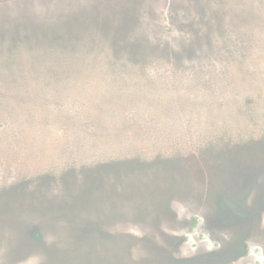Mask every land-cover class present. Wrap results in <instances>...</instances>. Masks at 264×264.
Segmentation results:
<instances>
[{
  "label": "rangeland",
  "instance_id": "rangeland-1",
  "mask_svg": "<svg viewBox=\"0 0 264 264\" xmlns=\"http://www.w3.org/2000/svg\"><path fill=\"white\" fill-rule=\"evenodd\" d=\"M262 2L0 0V39L8 34L24 43L26 31H38L43 36L62 35L66 28L73 34L94 31L102 34L94 45L84 43L86 35H76L68 43L53 40L35 42L34 46H78L84 51H98L96 63L116 64L114 69L105 65L97 69L92 68L93 62H80L78 65L89 67L83 82L54 83L46 94L62 98L27 102L43 112L68 109L77 100L85 110L78 118L67 116L69 119L78 123L95 109L97 116L86 131L80 129L73 143L43 146L41 153L34 148L25 154L26 159L22 153L24 161H53L48 165L51 167L115 153L123 163L107 175V182L117 189L99 191L102 204L97 200L95 207L89 206L88 220L100 213L98 222L104 234H91L80 243L86 264H92L90 258L96 252L98 264H264ZM65 14L70 16L68 23L61 22ZM37 23L44 25L37 30ZM26 76L25 81L42 85L32 72ZM125 83L130 88H124ZM142 100L149 104L148 111L139 106ZM132 112L137 118L147 114L149 121L180 114V129L185 115L194 121L188 132L191 137L197 140L208 134L217 143H167L166 136L158 142L150 137L145 143H128V115ZM17 121L27 123L22 134L30 144L35 143L32 136L36 132L47 130L40 118L25 111L19 113ZM91 126L96 128L93 133L89 132ZM132 138L138 140L139 135ZM48 139L43 143H53ZM8 146L0 143V159L13 153ZM179 152L180 182L185 172L200 185H205V178L213 184L218 182L213 195L207 197L197 188L183 191L180 186L179 195L166 197L165 184L171 186L178 180L172 170L173 158ZM204 155L214 160L223 158L213 167L214 174L207 172ZM254 173L258 174L256 186L247 190L239 209L245 217L237 220V212L230 206L233 213L224 220L219 200L225 192L236 195L235 181ZM172 191L176 190L169 189ZM241 196L231 203L240 201ZM168 197L170 201L165 202ZM221 203L228 204L224 198Z\"/></svg>",
  "mask_w": 264,
  "mask_h": 264
},
{
  "label": "trees",
  "instance_id": "trees-1",
  "mask_svg": "<svg viewBox=\"0 0 264 264\" xmlns=\"http://www.w3.org/2000/svg\"><path fill=\"white\" fill-rule=\"evenodd\" d=\"M61 18V22L68 23L70 16L66 15ZM37 25V30H39L44 24L37 23ZM66 29L67 31H61L62 35L56 36H43L41 32L32 29L34 32L26 31V34H23L22 39H27V42L24 43L8 34L0 39V143L9 145L7 148L13 152L0 159V250L3 252L0 254V264H18L20 262L21 264H86L80 243L85 238L88 239L91 234L92 236L97 235L98 232L104 234L98 222L100 213L91 215V218H95L92 221L88 220L89 206L93 207L97 200L100 202L98 204H102L103 199L98 198L99 191L117 189L113 184L107 182V175L111 176V171H116L117 166L123 165V163H119V158L115 153H107L103 157L96 156L88 162L80 161L79 164L69 162L51 167L48 165L53 161L39 163L36 161L26 162L22 159V153L25 155L34 148L39 149L41 153L43 146H56L55 143H73L78 136L77 133H80V129L86 131L87 125L97 116L96 109L89 111V117L83 115L85 118L80 119L78 124L67 117L70 115L78 118L80 111L85 110L84 104H80L77 100V103H72L68 109L64 108L60 111L58 108H53L43 112H37L36 110L39 109H35L33 105L30 106L28 101L45 98H49L48 101H51L62 98L63 96L59 94H46L53 89L54 83L64 86L73 84L75 81L83 82L87 74L86 70H89V67L82 66L83 62H93L94 64L91 63L92 68L97 69H104L102 67L104 65L112 69L116 67V64L110 61H105L104 65L94 62L98 59L99 52L84 51L78 46L69 45V47L58 49L43 48V46L42 49L35 48V42L44 44L45 42L51 43L53 40H62L68 43L76 35L82 37L86 35L83 38L84 43L94 45L98 42V37L102 35L94 31L73 34L69 28ZM103 54H108V52ZM80 62L82 63L78 65ZM31 72L36 75L38 80L42 81L39 80L42 85L25 81L27 80L26 75ZM76 75H78L77 80L74 78ZM125 85L124 88H130L128 83ZM139 106H145L146 109L149 104L142 100ZM21 111L40 118L47 129L41 133V128L35 136H32L35 142L33 144L28 143V137H24L22 134L27 123L17 121V116ZM168 115L165 114L158 120L149 121L150 117L147 114H142L141 118L140 116L137 118V113H130L128 115L131 123H129L130 130L127 132L128 143L131 141L145 143L150 137L158 142L163 136H166L167 143H217L208 134L202 135L197 140L195 136L191 137L188 134L190 123L194 122L193 118L191 121L184 115L182 118L183 128L180 129V114L177 118L168 117ZM56 122H59V125L55 126ZM133 123H136L137 128H134ZM95 129L94 126H91L89 132L93 133ZM136 133L139 135L138 140L132 138ZM47 139L53 143H43ZM16 149H19V152ZM205 156L207 155H204L205 166L207 164L205 168L208 173L210 170L214 174L213 167L223 158L214 160V158L210 159ZM26 157L25 155V159ZM173 159L176 162L172 173L178 180H175L171 186L165 184L164 188L168 190L166 197L179 195L180 186L183 191L197 188L207 197L216 192L215 190L213 193L212 190L216 189L218 182L216 185L207 179L208 183L205 178V185L203 183L200 185V181L193 182L194 179L189 177V172L184 173L180 182V152ZM31 164L39 166L33 167ZM199 174L201 175L200 172ZM199 174L197 176L201 179ZM257 177V173L250 177L247 176L246 179L241 177V181H235L233 187V189H237L234 192L236 195L231 196L227 192L223 194L224 201L228 203L227 205L221 203L223 198L221 201L219 200L224 220H229L228 217L230 218V214L233 212H237L235 214L237 220L245 217V212L239 210L243 206L241 200L244 199L248 189L251 190L256 186ZM229 188L230 185L226 187V189ZM169 189L176 191L169 192ZM217 189H221L220 186ZM163 194L165 193L163 192ZM197 194L202 196L201 193ZM239 195H243L240 201L231 203L234 198L239 200ZM171 197L166 198L165 202L170 201ZM215 198L214 195L213 202L216 201ZM230 206L233 207V212H231ZM92 250L97 251L94 246H92ZM94 255L90 258V262L98 264L95 261V259H99L98 253L96 252Z\"/></svg>",
  "mask_w": 264,
  "mask_h": 264
},
{
  "label": "bare ground",
  "instance_id": "bare-ground-1",
  "mask_svg": "<svg viewBox=\"0 0 264 264\" xmlns=\"http://www.w3.org/2000/svg\"><path fill=\"white\" fill-rule=\"evenodd\" d=\"M254 14V13H253Z\"/></svg>",
  "mask_w": 264,
  "mask_h": 264
}]
</instances>
